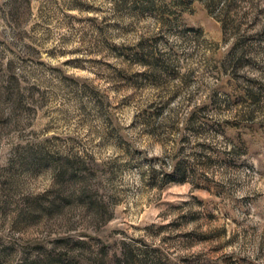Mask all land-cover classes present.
Segmentation results:
<instances>
[{
	"label": "rangeland",
	"instance_id": "rangeland-1",
	"mask_svg": "<svg viewBox=\"0 0 264 264\" xmlns=\"http://www.w3.org/2000/svg\"><path fill=\"white\" fill-rule=\"evenodd\" d=\"M0 264H264V0H0Z\"/></svg>",
	"mask_w": 264,
	"mask_h": 264
}]
</instances>
